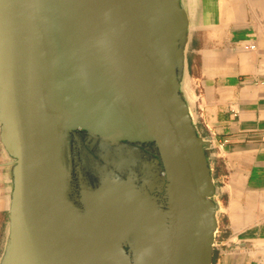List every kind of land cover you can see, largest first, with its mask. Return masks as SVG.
<instances>
[{"label": "water", "instance_id": "water-1", "mask_svg": "<svg viewBox=\"0 0 264 264\" xmlns=\"http://www.w3.org/2000/svg\"><path fill=\"white\" fill-rule=\"evenodd\" d=\"M192 8L0 0V264H214L223 188L186 90Z\"/></svg>", "mask_w": 264, "mask_h": 264}, {"label": "crops", "instance_id": "crops-1", "mask_svg": "<svg viewBox=\"0 0 264 264\" xmlns=\"http://www.w3.org/2000/svg\"><path fill=\"white\" fill-rule=\"evenodd\" d=\"M249 47H255L254 50ZM186 90L218 155L214 264H264V0H193ZM0 143V256L9 223Z\"/></svg>", "mask_w": 264, "mask_h": 264}, {"label": "built area", "instance_id": "built-area-1", "mask_svg": "<svg viewBox=\"0 0 264 264\" xmlns=\"http://www.w3.org/2000/svg\"><path fill=\"white\" fill-rule=\"evenodd\" d=\"M249 49L254 50L255 47H249ZM218 247V243L216 242V248Z\"/></svg>", "mask_w": 264, "mask_h": 264}, {"label": "trees", "instance_id": "trees-1", "mask_svg": "<svg viewBox=\"0 0 264 264\" xmlns=\"http://www.w3.org/2000/svg\"><path fill=\"white\" fill-rule=\"evenodd\" d=\"M214 258H215V255H214Z\"/></svg>", "mask_w": 264, "mask_h": 264}]
</instances>
